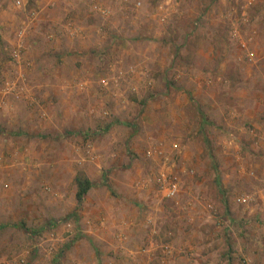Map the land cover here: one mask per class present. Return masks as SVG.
<instances>
[{
  "label": "rangeland",
  "instance_id": "obj_1",
  "mask_svg": "<svg viewBox=\"0 0 264 264\" xmlns=\"http://www.w3.org/2000/svg\"><path fill=\"white\" fill-rule=\"evenodd\" d=\"M16 1L0 264H264V0Z\"/></svg>",
  "mask_w": 264,
  "mask_h": 264
},
{
  "label": "trees",
  "instance_id": "obj_2",
  "mask_svg": "<svg viewBox=\"0 0 264 264\" xmlns=\"http://www.w3.org/2000/svg\"><path fill=\"white\" fill-rule=\"evenodd\" d=\"M73 184L76 188L75 200L78 203H81L84 196L91 189V182L85 175L77 174L73 179Z\"/></svg>",
  "mask_w": 264,
  "mask_h": 264
},
{
  "label": "crops",
  "instance_id": "obj_3",
  "mask_svg": "<svg viewBox=\"0 0 264 264\" xmlns=\"http://www.w3.org/2000/svg\"><path fill=\"white\" fill-rule=\"evenodd\" d=\"M103 6L105 7V8H107V6H105V5H100V3L99 2H96V4L93 6L92 5V7H91V4L89 5V7H91L95 12H96V14L97 15H99V16H109L108 15V13H107V10H106V12H105V10H104V8H103ZM109 8V7H108ZM67 22H70L69 20L68 21H66L65 23H67ZM262 26H264V21H262V24H261ZM72 29V28H71ZM73 30V29H72ZM80 30V29H79ZM69 31H71L70 29H69ZM75 30H73V32H74ZM79 33V34H78ZM77 33V38H79L80 40H84V38H85V36H84V34L82 33V31L80 30L79 32ZM71 34H72V32H71ZM261 34V33H260ZM96 36H98V35H96ZM260 36V40H262V41H264V32H262V36L261 35H259ZM99 37V36H98ZM259 38V37H258ZM257 81H258V77H257ZM261 80H260V78H259V82H260ZM254 86V85H253ZM71 164H72V162H70ZM86 171V170H85ZM86 175H87V177H88V179L90 180V182H91V189H93V186H92V184H93V182H92V180H91V177H90V173H88L87 171H86ZM90 189V190H91ZM75 192H76V189L73 187V190H72V193H73V195H75Z\"/></svg>",
  "mask_w": 264,
  "mask_h": 264
},
{
  "label": "built area",
  "instance_id": "obj_4",
  "mask_svg": "<svg viewBox=\"0 0 264 264\" xmlns=\"http://www.w3.org/2000/svg\"><path fill=\"white\" fill-rule=\"evenodd\" d=\"M15 4H16L18 7H20V6H21V2H20V0H17V1L15 2ZM12 56L15 58V57H17L18 55H17L16 52H14ZM11 85H14V84H13V83H7V82L5 83V87H9V86H11ZM175 193H176V186H175V185L171 186L170 188H168V189L166 190L167 197H173V196L175 195Z\"/></svg>",
  "mask_w": 264,
  "mask_h": 264
}]
</instances>
